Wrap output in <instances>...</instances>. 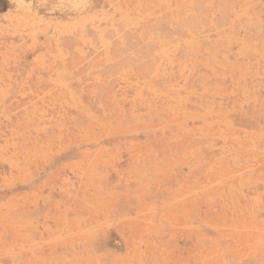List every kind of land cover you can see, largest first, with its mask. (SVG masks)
Here are the masks:
<instances>
[{
	"label": "rangeland",
	"instance_id": "obj_1",
	"mask_svg": "<svg viewBox=\"0 0 264 264\" xmlns=\"http://www.w3.org/2000/svg\"><path fill=\"white\" fill-rule=\"evenodd\" d=\"M0 264H264V0H0Z\"/></svg>",
	"mask_w": 264,
	"mask_h": 264
}]
</instances>
